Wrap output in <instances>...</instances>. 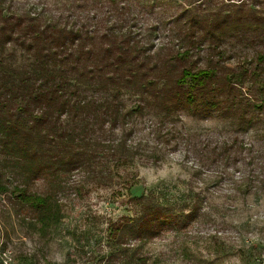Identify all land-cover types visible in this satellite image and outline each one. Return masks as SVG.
I'll use <instances>...</instances> for the list:
<instances>
[{"label":"rangeland","instance_id":"374dc122","mask_svg":"<svg viewBox=\"0 0 264 264\" xmlns=\"http://www.w3.org/2000/svg\"><path fill=\"white\" fill-rule=\"evenodd\" d=\"M5 1L3 16L31 10L87 30L96 62L102 34L128 29L161 90L118 97L124 110L141 108L124 129L130 165L117 163L124 130L105 122L87 123L88 155L60 153L54 168L41 156L30 179L0 149V264H264V0ZM0 61L23 71L36 60L10 43ZM199 68L216 70L206 91L175 84ZM14 185L51 195L58 222L41 221Z\"/></svg>","mask_w":264,"mask_h":264},{"label":"trees","instance_id":"16d2710c","mask_svg":"<svg viewBox=\"0 0 264 264\" xmlns=\"http://www.w3.org/2000/svg\"><path fill=\"white\" fill-rule=\"evenodd\" d=\"M9 8L5 0H0V50L12 43L32 51L36 61L23 71L0 61V149L12 162V169H21L27 178L40 173L33 163L42 162L41 156L50 160V165L43 162L45 167L54 168L52 160L60 153L76 158L88 155L89 121L99 125L105 122L112 129L119 124L122 131L126 129L141 108L124 110L118 99L124 89L156 90L159 95L157 90L161 89L143 70L140 55L146 47L128 29L112 26L102 34L107 46L100 49L101 61L96 62L95 53L85 47L88 38L93 39L87 30L74 29L72 23L59 17L31 10L3 16ZM71 46L75 47L73 53L66 51ZM187 52H179L177 57L170 55L167 62L186 56ZM258 60L263 61L264 54ZM69 64L66 71L60 68ZM246 69L242 67L239 78L248 74ZM215 77L213 68L184 69L175 84H189L192 90L206 91ZM194 100L189 91L187 103ZM63 116L73 122L67 129V124L62 126ZM131 132L124 130L118 142L119 165H130L135 159L134 145L127 139ZM7 189L0 184V191ZM12 192L39 211L41 221L58 222V206L51 195L27 193L21 185H14Z\"/></svg>","mask_w":264,"mask_h":264}]
</instances>
